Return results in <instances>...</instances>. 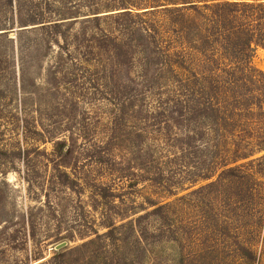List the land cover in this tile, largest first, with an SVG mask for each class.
<instances>
[{"label":"trees","instance_id":"trees-1","mask_svg":"<svg viewBox=\"0 0 264 264\" xmlns=\"http://www.w3.org/2000/svg\"><path fill=\"white\" fill-rule=\"evenodd\" d=\"M253 46L264 48V0H0V71L10 66L16 94L35 93L43 66L53 79L78 81L81 90L96 88L98 81L118 83L116 95H126L128 111L142 102L140 123L155 128L165 154L212 155L192 175L190 184L203 185L173 203L147 199L155 207L126 224L104 212L105 232L62 250L60 259L97 242L103 250L115 249L121 229L130 232L126 243L132 248L153 245L166 227L147 220L172 222L176 210L169 209L178 203L204 214L200 228L192 227L199 248L190 253L182 246L178 264L258 263L254 239L264 226V174L257 167L263 160L250 159L264 152V72L251 64ZM67 143H55L56 155H71ZM166 181V187L151 183L175 196L170 190L178 187ZM97 188L99 198L115 206L117 193L109 185ZM208 222L211 227L201 229ZM107 260L137 262L120 254Z\"/></svg>","mask_w":264,"mask_h":264},{"label":"rangeland","instance_id":"rangeland-1","mask_svg":"<svg viewBox=\"0 0 264 264\" xmlns=\"http://www.w3.org/2000/svg\"><path fill=\"white\" fill-rule=\"evenodd\" d=\"M251 64L264 72V48L252 47ZM43 68L34 80L35 93L29 90L25 96L10 88V66L0 71V264H107V257L114 254L135 259V264H178L182 246L195 252L199 247L192 227H199L204 214L174 203L169 209L176 210L172 222L147 220L156 228L166 227L153 245L132 248L127 244L130 232L121 229L115 249L103 250L97 242L64 260L57 256L95 240V232L104 233L100 226L104 212L117 225L126 224L155 207L147 199L155 205L173 203L203 185L190 184L192 175L199 174V162L212 155L165 154L155 128L140 123L145 115L142 102L128 111L126 95H116L117 82V88L98 81L96 88L81 90L78 81L67 84L61 75L53 79L46 73L48 67ZM122 81L129 82L125 77ZM48 83L59 89L47 88ZM61 140L68 141L71 155H56L54 146ZM61 157L66 166H60ZM252 159L263 160L257 169L264 174V152ZM259 179L264 182V177ZM166 180L178 187L170 190L175 196H166L151 183L163 182L166 187ZM98 185H109L117 193L115 206L105 201L107 197L99 198ZM176 221V231L167 232ZM203 224L201 229L212 222ZM254 240L257 264H264V226Z\"/></svg>","mask_w":264,"mask_h":264}]
</instances>
